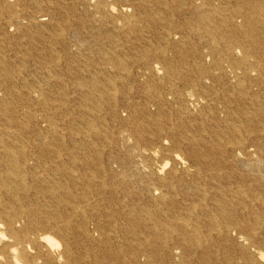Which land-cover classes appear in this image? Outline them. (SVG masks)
I'll list each match as a JSON object with an SVG mask.
<instances>
[{
	"label": "bare ground",
	"instance_id": "bare-ground-1",
	"mask_svg": "<svg viewBox=\"0 0 264 264\" xmlns=\"http://www.w3.org/2000/svg\"><path fill=\"white\" fill-rule=\"evenodd\" d=\"M0 264H264V0H0Z\"/></svg>",
	"mask_w": 264,
	"mask_h": 264
}]
</instances>
